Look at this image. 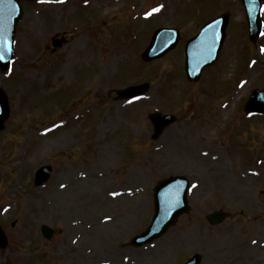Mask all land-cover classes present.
Segmentation results:
<instances>
[{
    "label": "rangeland",
    "instance_id": "obj_1",
    "mask_svg": "<svg viewBox=\"0 0 264 264\" xmlns=\"http://www.w3.org/2000/svg\"><path fill=\"white\" fill-rule=\"evenodd\" d=\"M161 1L166 13L146 19L132 16L153 0H139L134 12L130 0L21 2L12 66L0 70L10 110L0 131L8 237L0 264H181L194 254L199 264L264 260V115L243 111L250 92L264 87V31L255 43L238 31L246 23L237 0ZM224 11L234 20L230 40L199 83L186 82L181 48L140 61L157 26L186 21V37ZM52 37L66 41L53 47ZM143 82L144 94L114 98ZM157 110L177 121L152 140L147 114ZM46 165L51 176L34 186V170ZM179 173L194 184L190 210L152 243L127 245L151 224L154 184ZM219 208L231 215L207 222Z\"/></svg>",
    "mask_w": 264,
    "mask_h": 264
},
{
    "label": "water",
    "instance_id": "obj_2",
    "mask_svg": "<svg viewBox=\"0 0 264 264\" xmlns=\"http://www.w3.org/2000/svg\"><path fill=\"white\" fill-rule=\"evenodd\" d=\"M21 0H0V52H3V59H0V69L5 70L10 64L11 59L14 56L13 39L15 35L16 24L22 16V9L20 6ZM245 7L247 3L252 2L253 15L248 16V24L251 29L250 38L255 40L259 33V19L258 9L259 0H243ZM256 3V4H255ZM247 10V8H246ZM226 15L215 20L206 27H211L216 30V44L206 45L205 49L198 46L194 49V46H187L186 48V72L188 77L192 80L197 79L200 71L210 65L216 58L220 49L223 37L224 28L226 25ZM164 31H157L154 33L149 46L144 52V58L150 59L160 56L173 46L174 38L167 44L162 43V36ZM161 34V35H162ZM7 41L8 50L4 51V42ZM201 48V49H198ZM152 52V53H151ZM188 70H192L189 74ZM194 73V76L192 74ZM146 89V85H140L136 87H129L121 91V95L132 96L136 93L143 92ZM247 112H259L264 113V89L254 90L251 93L249 101L245 105ZM9 115V108L7 103V97L4 91L0 88V130L3 129L4 121ZM149 119L154 126V132L152 137H157L162 129L173 121V116L159 113H150ZM50 167H41L36 171L35 184L38 185L45 181L49 175ZM40 172H42L40 174ZM38 174H40L38 176ZM188 184L187 179L182 176H171L160 181L153 190L154 198V212L151 224L148 226L145 232L134 236L132 244L141 245L143 243L150 242L153 238L158 237L174 222L176 216L187 209V202L185 198ZM223 216L224 213H217ZM44 230V226L42 227ZM5 245V237L0 228V247ZM198 255L190 258L186 264H198Z\"/></svg>",
    "mask_w": 264,
    "mask_h": 264
},
{
    "label": "snow or ice",
    "instance_id": "obj_3",
    "mask_svg": "<svg viewBox=\"0 0 264 264\" xmlns=\"http://www.w3.org/2000/svg\"><path fill=\"white\" fill-rule=\"evenodd\" d=\"M152 11H153V12L159 11V8H154ZM3 50H4V51H7V50H8V44H7V41L4 42V49H3ZM262 50H264V49H262ZM3 58H4V56H3V52H0V59H3Z\"/></svg>",
    "mask_w": 264,
    "mask_h": 264
},
{
    "label": "bare ground",
    "instance_id": "obj_4",
    "mask_svg": "<svg viewBox=\"0 0 264 264\" xmlns=\"http://www.w3.org/2000/svg\"><path fill=\"white\" fill-rule=\"evenodd\" d=\"M254 264H264V260L258 262V263H254Z\"/></svg>",
    "mask_w": 264,
    "mask_h": 264
}]
</instances>
